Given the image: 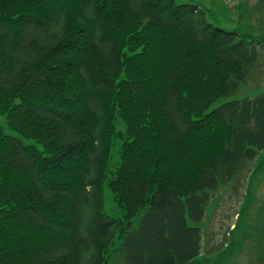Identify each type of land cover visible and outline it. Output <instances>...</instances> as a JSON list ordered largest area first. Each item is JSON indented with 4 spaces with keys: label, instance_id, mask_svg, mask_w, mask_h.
<instances>
[{
    "label": "trees",
    "instance_id": "1",
    "mask_svg": "<svg viewBox=\"0 0 264 264\" xmlns=\"http://www.w3.org/2000/svg\"><path fill=\"white\" fill-rule=\"evenodd\" d=\"M261 69L264 38L196 4L0 0V113L20 135L0 127V264H105L117 235L123 264H190L212 194L264 150V86L240 93Z\"/></svg>",
    "mask_w": 264,
    "mask_h": 264
},
{
    "label": "rangeland",
    "instance_id": "2",
    "mask_svg": "<svg viewBox=\"0 0 264 264\" xmlns=\"http://www.w3.org/2000/svg\"><path fill=\"white\" fill-rule=\"evenodd\" d=\"M200 6L208 22L215 26L237 29L250 36L264 38V0H175ZM259 80V82H258ZM264 86V69L242 85L240 93ZM118 116V115H116ZM0 127L7 134L20 135L7 125V117L0 113ZM118 133L124 123L116 118ZM125 134L113 140L108 169L118 161L119 146ZM27 146L39 144L23 139ZM103 210L111 218L123 221V211L107 188L102 193ZM138 217L132 220L137 226ZM204 228L200 254L190 264H264V150L252 161H244L233 182L213 193L203 218ZM105 264H123L121 235L108 248Z\"/></svg>",
    "mask_w": 264,
    "mask_h": 264
}]
</instances>
